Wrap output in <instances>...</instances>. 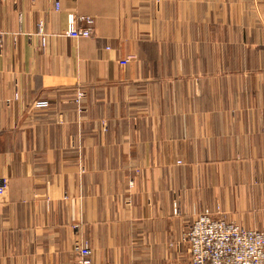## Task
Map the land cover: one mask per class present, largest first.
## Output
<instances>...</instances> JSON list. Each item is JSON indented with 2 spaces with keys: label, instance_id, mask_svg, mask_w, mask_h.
<instances>
[{
  "label": "crops",
  "instance_id": "0c3cea01",
  "mask_svg": "<svg viewBox=\"0 0 264 264\" xmlns=\"http://www.w3.org/2000/svg\"><path fill=\"white\" fill-rule=\"evenodd\" d=\"M2 179L0 264H190L203 210L264 230V0H0Z\"/></svg>",
  "mask_w": 264,
  "mask_h": 264
},
{
  "label": "built area",
  "instance_id": "2783aa9c",
  "mask_svg": "<svg viewBox=\"0 0 264 264\" xmlns=\"http://www.w3.org/2000/svg\"><path fill=\"white\" fill-rule=\"evenodd\" d=\"M91 33L90 28L77 26L76 17L68 14L67 36L87 38ZM130 58L120 62L121 66L126 65ZM83 96L79 92L74 102L80 103ZM49 105L44 100L33 103L35 108H47ZM5 188L6 181L2 179L0 197ZM173 211L177 214L178 208L175 206ZM181 240L187 244L190 264H264V230L244 228L207 210L191 216ZM73 251L76 255L75 264H95L87 241L75 240Z\"/></svg>",
  "mask_w": 264,
  "mask_h": 264
}]
</instances>
